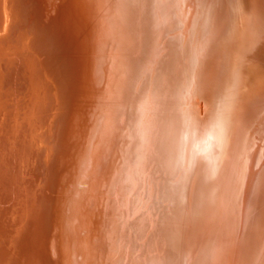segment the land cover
Returning <instances> with one entry per match:
<instances>
[{
  "label": "bare ground",
  "instance_id": "bare-ground-1",
  "mask_svg": "<svg viewBox=\"0 0 264 264\" xmlns=\"http://www.w3.org/2000/svg\"><path fill=\"white\" fill-rule=\"evenodd\" d=\"M32 1L72 97L0 93V264H264V0Z\"/></svg>",
  "mask_w": 264,
  "mask_h": 264
},
{
  "label": "water",
  "instance_id": "water-1",
  "mask_svg": "<svg viewBox=\"0 0 264 264\" xmlns=\"http://www.w3.org/2000/svg\"><path fill=\"white\" fill-rule=\"evenodd\" d=\"M35 4L38 3H34L32 0H18L13 5L10 19L8 17V20H6V23H8L6 32L4 33L3 30H1L4 38L0 40L1 45L4 44L5 47L6 44L5 51L10 50L11 52L4 53L5 55H2V57L5 56L3 58L5 60L4 62H7V65H11V68L14 65L17 67L15 70L16 73L22 71L21 75L26 79L28 86L31 81V83L36 82L35 87L44 90V99L41 102L45 103V106L47 103V107L51 108L52 103L55 104L58 98L63 105L65 104L67 106L71 102L72 97L70 78L73 77V74L70 69L69 54L62 48V43L60 41L62 36L60 35L62 34L61 30L64 27L62 20V17H64L62 13L63 8L61 7L59 11H55L53 15L46 18L39 10L35 9L32 12V10L37 7ZM10 54H14L15 57H11ZM0 69L2 70L4 67H0ZM4 70L0 93L7 98L8 81L6 78L9 70ZM29 75H31V78H29ZM14 83L15 80L12 81V84ZM19 85L23 86L24 82L21 84L15 83V87H19ZM43 106L42 104V110L40 109L39 112L44 111ZM60 115L61 113L58 111L56 117L58 118ZM46 116L47 113L43 114L42 119L44 120ZM50 119L49 117L48 121L45 123L50 125ZM52 126L54 125L52 124L49 128H52ZM49 128L46 130L49 131ZM54 141L55 139L49 143L45 140L46 145L44 147L48 148L49 146H53L55 144ZM44 147L40 145L39 149L44 151ZM37 162V171L42 175L46 169L44 171L42 168L43 162L41 160V155Z\"/></svg>",
  "mask_w": 264,
  "mask_h": 264
},
{
  "label": "rangeland",
  "instance_id": "rangeland-1",
  "mask_svg": "<svg viewBox=\"0 0 264 264\" xmlns=\"http://www.w3.org/2000/svg\"><path fill=\"white\" fill-rule=\"evenodd\" d=\"M5 46H6V44H5ZM0 48L2 49L1 44H0ZM8 51H10V50H7V52H8ZM10 52H11V51H10ZM10 55H11V54H10ZM11 57H15V55H11ZM22 65H23V64H22ZM14 66H15V65H14ZM14 66L9 70L10 73H9V71H8V75H7V78H6V80L8 81V93H7L8 96H7V100H6V97H4V98L2 97L3 99L1 98L2 100H5V101L7 102V106L9 107V110H11V111H13V110H15V111H16V110H20L19 108H20L23 104H26V101H27V99H28V94H27V96H24V98H23L22 96H23V95H26L25 92L27 93L28 90H29V89H28V88H29V87H28V84L26 83V79L21 75V72H22V71H21L20 73H19V72L16 73L14 70H16L17 67L15 66V68H16V69H15ZM23 70H24V68H23ZM4 71H5L4 69L1 70L2 74L4 73ZM13 71H14V72H13ZM18 71H19V70H18ZM12 73H14V74H12ZM11 74H12L13 76L15 75V76H17V77H15V76H14V77H11V76H12ZM20 75H21V76H20ZM9 76H10V77H9ZM26 76H27V75H26ZM26 76H25V77H26ZM5 77H6V76H5ZM21 77H22V78H21ZM9 78H11V79H9ZM14 78H15V79H14ZM13 79L15 80V83H16V81H17L18 84L20 83V81H21V83H22V82H25V83H24V86H20V85H19V87H15V83L12 84ZM17 79H18V80H17ZM20 79H21V80H20ZM22 80H24V81H22ZM17 83H16V84H17ZM18 88H19V89H18ZM12 90H13V91H12ZM16 90H17V91H16ZM24 90H25V91H24ZM14 92L16 93V96H15V93H14ZM22 92H23L24 94H23V95H20V94H22ZM13 93H14V94H13ZM14 96H15V97H14ZM19 96H20V97H19ZM9 98H10L11 100H12V99H13V100L11 101ZM20 98H21L22 100H20ZM14 99H15L16 101H14ZM25 99H26V100H25ZM2 100H0V102H2ZM8 100H9V101H8ZM17 100H20L21 103H22V102H25V103H22V104L20 103V104H21V106H20V105L18 104V101H17ZM10 101H11V102H10ZM2 103H3V102H2ZM2 103H1V105H0L1 108H2ZM11 104H13V105H17V104H18V105H17V107H15V106H12ZM10 106H11V107H10ZM18 106H19V107H18ZM24 106H25V105H24ZM8 107H6V108H8ZM11 108H12L13 110H12ZM22 109L25 110V108H23V107H22ZM22 109H21V110H22ZM7 110H8V109H7ZM26 111H27V110H26ZM13 112H14V111H13ZM24 112H25V111H24ZM24 112H23V110H22L21 113H24ZM38 124H39V123H38ZM41 124H42V123H40V125H39V126H40V129H42V130L45 129V127H44V126H41ZM45 125L47 126V124H45ZM39 126H38V127H39ZM46 128H47V127H46ZM40 129H39V131L41 132L42 130H40ZM49 129L52 130V131H50V134H49V136H48L49 138H46V139L48 140L47 142L50 143V142H52V141L56 138V136L53 135V134H54V129H51V128H49ZM53 136H55V137H53ZM46 139H45V140H46ZM51 140H52V141H51ZM38 141H39V140H38ZM37 144H40V143H37ZM41 144H44V146L46 145V144H45V141H43V143H41ZM42 146H43V145H42ZM41 155H42V154H41ZM37 158H38V159L40 158V154L36 155V158H35V159H37ZM38 159H37V160H38ZM37 160H36V161H37ZM6 204H8V203H4V204L0 203V205H6Z\"/></svg>",
  "mask_w": 264,
  "mask_h": 264
}]
</instances>
